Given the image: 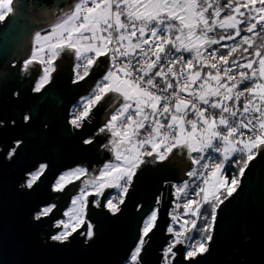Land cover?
Returning a JSON list of instances; mask_svg holds the SVG:
<instances>
[{
	"label": "snow or ice",
	"instance_id": "6c2138e0",
	"mask_svg": "<svg viewBox=\"0 0 264 264\" xmlns=\"http://www.w3.org/2000/svg\"><path fill=\"white\" fill-rule=\"evenodd\" d=\"M3 19L0 13V20ZM217 28L222 29L223 34L209 35L216 33ZM261 33H264V0H227L222 5L218 0H79L63 13L49 34L41 37L37 33L36 52L48 56L40 58L46 65L40 87L54 70V57L66 49L81 61L83 72L77 73L78 81L90 75L101 57L108 60L92 95L83 98L84 110L71 121L75 127H81L80 122L89 116L92 107L109 94L123 97L107 123L99 129V133L108 132L115 138L109 143L116 162L106 163L98 175L81 181L82 185L90 186L91 191L82 187L73 197L70 209L64 213L67 219L54 225L61 231L50 239L65 242L80 228H85L83 234L91 238L93 225L84 215L87 197L102 196L105 188L119 189L118 200L110 196L103 204L99 199L92 201L95 206L118 213L136 169L145 162L144 156L164 161L174 149H187L189 153L201 154L191 156V164L202 170L211 167L212 176H218L230 159L234 164L242 162L239 175H243L257 150H264V43L256 47L252 39L253 35ZM237 37L239 41L230 48L221 43L236 41ZM213 45L218 47L212 48ZM221 48L227 51L221 52ZM238 51L240 57L236 58L234 54ZM233 65L240 71L234 72ZM36 90L39 91V87ZM228 101L232 103H226ZM133 107L134 112L130 111ZM189 112L195 119L188 118ZM141 130L145 131L143 138H139ZM245 132L249 133L247 140L243 139ZM84 143L91 144L92 140ZM208 149L222 157L211 166L206 161L212 157L202 154ZM15 150L9 151V157ZM237 153L239 157L233 159ZM46 167L41 164L28 174V188L41 178ZM85 175L88 173L84 169L69 170L58 177L53 190L62 191L66 183ZM186 175L195 177L197 169L193 167ZM204 184H208L207 179ZM223 184L220 179L213 187L219 190L218 186ZM231 184L238 185V180L233 178ZM188 187L184 182L176 186V192L186 194ZM197 188L199 191L192 189V194L202 193L203 204L209 203L210 195L219 201L207 188L198 185ZM226 191L231 196L235 187H227ZM203 204L188 199L183 205L186 214L194 218L184 220V225L190 227L175 232L172 227L168 228L174 235L166 255L174 257L176 245L186 243L184 258L189 264H195L196 258L208 251L211 235H191L212 230L209 214L201 211ZM54 208L55 205L42 207L35 218L48 216ZM210 216L214 222L215 206ZM157 218V211H153L143 221L140 239L130 255L131 264H138L144 238L155 227ZM198 219L203 220V227L198 225Z\"/></svg>",
	"mask_w": 264,
	"mask_h": 264
},
{
	"label": "water",
	"instance_id": "95a60500",
	"mask_svg": "<svg viewBox=\"0 0 264 264\" xmlns=\"http://www.w3.org/2000/svg\"><path fill=\"white\" fill-rule=\"evenodd\" d=\"M77 1L11 0L10 11L0 22V264H125L154 208L158 218L138 264H189L185 244L176 245L169 263L163 260V251L173 239L167 230L171 183L182 182L192 166L193 153L187 149H174L164 161L144 156L118 213L95 206L90 197L91 238L80 228L65 242L50 239L57 231L53 223L69 203L64 194L53 202L58 195L52 191L54 180L76 164L98 162L94 143L83 141L105 125L123 101L118 96L113 103L117 93H111L79 129L68 122L70 106L87 95L106 71L104 57L88 77L73 82V70L63 59L71 51L66 49L53 63L49 83L37 93L32 90L37 71L25 69L28 76L22 78L21 64L30 56L37 33L51 29ZM13 148L15 153L9 157ZM42 162L47 167L41 178L32 188L23 186L28 173ZM100 201L103 204L104 197ZM51 203L53 212L37 220L35 213ZM211 236L208 251L195 264H264V150H257L235 191L217 207Z\"/></svg>",
	"mask_w": 264,
	"mask_h": 264
},
{
	"label": "flooded vegetation",
	"instance_id": "af4514ba",
	"mask_svg": "<svg viewBox=\"0 0 264 264\" xmlns=\"http://www.w3.org/2000/svg\"><path fill=\"white\" fill-rule=\"evenodd\" d=\"M36 36H37V35H36ZM36 36H35V37H36ZM34 39H35V38H34ZM33 42H34V40H33ZM32 48H33V47H32ZM57 57H58V56L54 57V62L56 61ZM47 58H48V56H47L45 59H47ZM63 59H64V62L66 63V67H70V68L73 70V79H72V81L74 82L75 80H77V79H76V75H77V73L79 72V73L82 74V72H83V67H82V65H81V61H80L77 57H75V56L72 54L71 51L65 52V54L63 55ZM30 60L32 61V63H27V62L30 61ZM34 62H36V63L38 64V67L36 66V64H35ZM45 67H46V65H45L44 63H41V62H40V59L36 58L35 60H33L32 51H31V54H30V56L28 57V59H26L25 61H23L22 64H21L22 78H25V77L28 76V74L25 75L24 72H23L25 69H28V70L31 69L32 71H37V77H36V79H35V81H34L33 88H32L33 92H36V93L39 92V91L42 90V88L45 87V86L49 83V81H50V75H51V72H52V71L50 72V75H49V79H48V81H47L46 83H44V85H43L42 87L39 86V81L41 80V78H42V76H43V70H44ZM52 68L54 69L55 67L52 65ZM96 83H97V82L94 83V85H93V87H92V89H91V91H90L89 93H92V91L94 90V87H95V84H96ZM38 87H39V91L36 90ZM89 93H88V94H89ZM88 94H87V95H88ZM87 95H85V96H87ZM85 96H82V98L85 97ZM80 99H81V98H79L78 100H76V101L70 106V108H69L68 122L71 124V126H73L72 123H71V121L73 120V117L76 116V115H77V114L83 109V106L79 103V102H80ZM118 102H119V101H118ZM97 105H98V104H97ZM95 106H96V105H95ZM95 106L92 107L89 116H88L87 118H85L84 120H90V119L93 118V116H92V112H93V109L95 108ZM106 110H107V108H106ZM113 111H114V110H113ZM113 111L109 114V118H110V116L113 114ZM106 123H107V121H106ZM103 126H104V125H103ZM103 126H101V127H103ZM101 127H100V128H101ZM100 128H99V129H100ZM78 129H79V128H78ZM87 139H91V140H92V143H91V144L94 143L93 147L95 148V152H96L97 155H98V159H99L98 162H96L95 164H92V165H88L87 163L76 164V165H74L73 167L67 168V169L63 170L62 172H60V174H59V175L56 177V179L54 180L53 184H54L55 182H57V179H58L59 176H61V174L65 173L66 171H69V170H74V169H84V170H86V172L88 173V175L81 176V178H80L79 180H73L71 183H66V186L63 188L62 191H54V190H53V185H52V191L58 194L57 197L54 198L53 202H57V201L63 196V194H64V195L67 196V197L69 196V203H70L71 199H72L75 195H77V194L80 192V190H81L82 187H87L88 190L91 191L90 186L82 185V184H81V181L89 179L90 176H92V175H98L99 170L102 169L103 166H104L106 163H108V162H110V161L113 162V163L116 162V161L114 160L115 152H114V150H110V149L112 148V145L109 143L110 139H115V138L111 137V136H110V133H108V132H105V133H99V130H97L92 136L86 138L85 140H87ZM85 140H84V141H85ZM84 141H83V143H84ZM84 144H85V143H84ZM105 146H107V147H105ZM191 156H193V155H190V157H191ZM156 161H160V160L156 159ZM190 161H191V159H190ZM41 164L47 165L46 162L39 163V164H37V166H36L31 172H33L35 169H37ZM155 164H156V163H155ZM139 167H140V166H139ZM31 172H30V173H31ZM28 174H29V173H28ZM27 179H28V175H27L26 180H27ZM26 180H25V181H26ZM24 183H25V182H24ZM23 185H24V184H23ZM116 193H117L116 189L105 188V189L103 190V195H102V196L97 197V196H95L94 194H93V195H89V196L87 197V200H89L90 197H92V200H95V199H99V200H100V199L103 198V197H104V199L106 200V199H108L110 196H114V195H116ZM69 203L66 205L65 209L68 207ZM87 204H88V203H87ZM49 205H54V204L51 203V204H49ZM65 209H64V210H65ZM154 209H155V208H154ZM64 210H63V211H64ZM86 217H87V207H86ZM62 218H63V212H62V214H61V217H60L57 221H59V220L62 219ZM86 219H87V218H86ZM57 221H56V222H57ZM87 221H88V219H87ZM56 222H55V223H56ZM88 222H89V221H88ZM55 223H53L52 226H53L54 228H57V227L54 226ZM58 230H59V229L57 228V231H58ZM57 231H56V232H57ZM56 232H55V233H56ZM85 232H86V230L83 231L82 234L85 233ZM83 235H84V234H83Z\"/></svg>",
	"mask_w": 264,
	"mask_h": 264
},
{
	"label": "rangeland",
	"instance_id": "374dc122",
	"mask_svg": "<svg viewBox=\"0 0 264 264\" xmlns=\"http://www.w3.org/2000/svg\"><path fill=\"white\" fill-rule=\"evenodd\" d=\"M10 2H11V0H0V13H3V15H4V18H5V16L7 15V13L10 11L9 9H10ZM3 20H0V22H2ZM52 29V28H51ZM51 29H49V30H47V31H43V32H41V33H39L40 34V36L41 37H43V36H45V35H47V34H49L50 32H51ZM36 40H37V36L35 37V39H34V42H33V44H32V56H36V58H38V59H40L41 57H44V59L47 57V55L44 53V52H41V53H37L36 52V49L38 48V45H37V43H36ZM207 71H212L211 69L209 70H207ZM99 80V79H98ZM101 80V79H100ZM213 99H215V98H213ZM129 103H131V101H129ZM232 102L231 101H229V104H231ZM130 111H132V112H134L135 111V108L133 107V109H131ZM188 118L189 119H195V117L194 116H188ZM187 127H190V126H187ZM144 134H145V131L144 130H141V132H140V137L139 138H143V136H144ZM243 139H245V140H247L248 138H243ZM257 153V152H256ZM195 153H193V155H194ZM237 154H239V153H237ZM256 156V155H255ZM254 156V157H255ZM239 157V155H236L235 156V158H238ZM142 159H143V157H142ZM222 159V157L221 156H215V160H213L212 161V163H211V165L214 163V162H219L220 160ZM228 162V161H227ZM227 162H225L224 163V165H223V168L225 167V165L227 164ZM233 166H235L236 165V167H237V169L235 170V172H232V175H233V178H236L237 180H238V182H239V178H240V175H239V168L242 166V162H241V164H234V163H231ZM191 168H192V166H191ZM223 168H222V170H223ZM191 169H189V170H187L186 171V173L188 172V171H190ZM222 170H221V172L219 173V175L218 176H212V175H210V172H211V167L209 168V170L207 171V174H206V178L205 179H207L208 180V184L206 185V184H202V186H201V188H207L208 190H209V192L210 193H213L216 197H219V201H224L225 199H227V197L229 196V195H227V191H226V188L227 187H237V185L236 186H233L232 184H231V182L229 183V181H226L225 180V178L223 177V175H222ZM34 171H36V169L34 170ZM33 171V172H34ZM66 172H68V171H66ZM65 172V173H66ZM32 173V172H31ZM232 178V179H233ZM28 179H29V175H28ZM27 179V180H28ZM220 179H222L223 181H224V184L222 185V186H218L219 187V190H217V188L216 187H213V185L216 183V181L217 180H220ZM27 180L25 181V184L23 185V186H26V182H27ZM56 184V182L53 184V186ZM27 187V186H26ZM236 189V188H235ZM116 191H117V193H116V195H114V196H112V197H116V199L118 200L119 199V189H116ZM76 196V195H75ZM74 196V197H75ZM182 196V195H181ZM180 195H179V201H180V203H179V205H184L185 203H186V199L187 198H185L184 196L183 197H181ZM189 196L192 198V197H197V195H193V194H189ZM199 196V201H201V203L203 204V200H202V197H203V194L201 193L200 195H198ZM190 197H188V198H190ZM73 199V198H72ZM71 199V200H72ZM186 201H185V200ZM107 200V199H106ZM105 200V201H106ZM209 201L210 202H216L217 203V205L215 206V212H216V209H217V207L220 205V202L218 201L217 202V200H215V199H213V195H210L209 196ZM87 202H88V200H87ZM47 206H50V205H47ZM45 207V206H44ZM70 207H71V201H70V203H69V205H68V207L63 211V215H64V213L66 212V211H68L69 209H70ZM181 207V206H180ZM105 208H107V207H105ZM108 209V208H107ZM109 210V209H108ZM181 210V209H180ZM110 211V210H109ZM153 211H157V208H155V209H153ZM152 211V212H153ZM111 212V211H110ZM151 212V213H152ZM184 212L186 213V210L184 209ZM150 213V214H151ZM150 214L146 217V219L150 216ZM84 215H86V208H85V210H84ZM179 215H180V213H179ZM34 216H36V213H35V215ZM87 217H85V219H86ZM183 218V220H185V219H187V218H185V217H182ZM192 218H194V217H192ZM67 219V217H63L62 219H60V220H66ZM59 220V221H60ZM86 221H87V219H86ZM181 221H182V219H181ZM198 221V220H197ZM212 223H213V221H212ZM143 226V225H142ZM182 226L183 227H190V225H184V222L182 221ZM141 229H142V227H141ZM168 230V229H167ZM61 231V229H59L56 233H54L53 235H55V234H57L58 232H60ZM85 237L86 238H88L86 235H85ZM147 240V237H146V239H145V241ZM137 246V245H136ZM168 247V246H167ZM167 247L164 249V251H163V260H164V262L165 263H169L170 261H171V258L173 257V256H171V255H166V249H167ZM186 247H187V244L185 243V250H186ZM134 250V249H133ZM133 252V251H132ZM132 252H131V254H132ZM141 252H142V250H141ZM140 252V253H141ZM130 254V255H131ZM138 262H139V256H138ZM125 264H131V261H130V256H129V258L127 259V261L125 262Z\"/></svg>",
	"mask_w": 264,
	"mask_h": 264
},
{
	"label": "built area",
	"instance_id": "2783aa9c",
	"mask_svg": "<svg viewBox=\"0 0 264 264\" xmlns=\"http://www.w3.org/2000/svg\"><path fill=\"white\" fill-rule=\"evenodd\" d=\"M77 2H79V0ZM220 67L223 68L221 65H220ZM212 71H214V70H212ZM96 82L97 83L95 84V87L100 82V79L97 80ZM95 87H94V89H95ZM92 93H93V91H92ZM92 93H89L87 96H85L83 98L89 97L90 95H92ZM184 95H186V94H184ZM83 98L81 97L80 102H79L82 106H83ZM226 103H229V101L226 102ZM83 110L84 109H82L76 116H78ZM213 111H218V110H213ZM76 116H74L73 119ZM241 118H243V117H241ZM161 119H163V118H161ZM80 123L82 125L83 121H81ZM248 136H249V133L245 132V135H244L243 138H248ZM202 154L203 155H206V156L212 157V159H209V160L206 161L210 166H211L212 161L215 160V156H220V154L215 153L212 149H208V150H206L205 153H202ZM195 155H201V154H196L195 153ZM204 162L205 161H202V163H204ZM193 167H195L197 169V175L195 177H189V176H187L182 182H179V183L173 182V183H171V185H172V194H173L172 197H173V199L171 201V205H170L169 211H168V216H169V219H170V226L169 227H172L173 223H176V226L178 227L179 230H182L184 228L182 226V221H181V218H180V215H179V213H180L179 195L180 196L182 195L181 197H183V196L184 197H190L189 194H192V189H196V191H199V188H197V185L199 187L202 186V184L204 183V180L206 178L207 171L209 170V169L202 170V169L199 168V166H193L192 165V168ZM192 168H190V169L192 170ZM184 182H187L188 185H189V187L186 189V194L185 193H177L176 192V186L182 185ZM174 216L176 217V219H173Z\"/></svg>",
	"mask_w": 264,
	"mask_h": 264
},
{
	"label": "trees",
	"instance_id": "16d2710c",
	"mask_svg": "<svg viewBox=\"0 0 264 264\" xmlns=\"http://www.w3.org/2000/svg\"><path fill=\"white\" fill-rule=\"evenodd\" d=\"M218 2L222 5L223 3H226L227 0H218ZM222 15H223V13H222ZM229 31H232V30L229 29ZM219 34H223V30L217 28L216 33H210L209 35H219ZM249 35H251V34H249ZM252 39L255 41V46H256V47H259L262 43H264V33H261L259 36H255V35H253V36H252ZM238 41H239V37H237L236 41L225 40V41H222L221 43H222V44H226V45L230 48V47L234 46ZM216 47H218V46H217V45H213V46H212V48H216ZM220 50H221V52H226V51H227L226 48H221ZM183 55L187 56L188 54H187V53H184ZM245 55H246V54H245ZM234 57L239 58V57H240V52L238 51L237 53H235V54H234ZM241 62H243V61H241ZM221 66L224 67L223 64H221ZM207 70H208V69H206V71H207ZM233 71H234V72H238V71H240V69H236L235 66L233 65ZM242 100H243V98H242ZM189 116H193L191 112H189ZM236 155H240V154H236ZM233 159H235V157H233ZM231 163H232V162H231V159H230V161L227 162V164L225 165V167H224L223 170H222V175H223V177L225 178L226 181H229V183L232 181V178H233L232 172H235V170L237 169L236 165L233 166ZM235 188H236V187H235ZM185 198H187L186 200H188V199H195V200H198V199H199V196H197V197H192V198H191V197H190V198L185 197ZM184 200H185V199H184ZM186 200H185V201H186ZM217 202H218V201H217ZM216 205H217V203H216L215 201H214V202H213V201H212V202L209 201V203H207V204H203V207L201 208V211H202V212H206L207 214H209V220H208V223L211 224V225H212V219H211L210 213H211V211H212L213 206H216ZM180 206H181V207H180V209H181V210H180V218L182 219V221L184 222V220H183L182 217H185V218H187L188 220L193 219L192 216H191L190 214H186V213L184 212V207H183L182 205H180ZM197 222H198V225H199L200 227H203V226H204V222H203V220L198 219ZM191 235H194V236H196V237H201V236H205V237H206L207 235H211V231H210V232H207V233L193 232V233H191Z\"/></svg>",
	"mask_w": 264,
	"mask_h": 264
},
{
	"label": "bare ground",
	"instance_id": "6f19581e",
	"mask_svg": "<svg viewBox=\"0 0 264 264\" xmlns=\"http://www.w3.org/2000/svg\"><path fill=\"white\" fill-rule=\"evenodd\" d=\"M172 228H173L174 232H175V230H179L178 227L176 226V223H173ZM172 234L174 235V233H172Z\"/></svg>",
	"mask_w": 264,
	"mask_h": 264
},
{
	"label": "crops",
	"instance_id": "0c3cea01",
	"mask_svg": "<svg viewBox=\"0 0 264 264\" xmlns=\"http://www.w3.org/2000/svg\"><path fill=\"white\" fill-rule=\"evenodd\" d=\"M118 96H119V94H117L116 97L112 100L113 103H114V101L116 100V98H117ZM191 155H193V154H191ZM194 155H195V154H194ZM194 155H193V156H194ZM136 170H137V169H136Z\"/></svg>",
	"mask_w": 264,
	"mask_h": 264
}]
</instances>
